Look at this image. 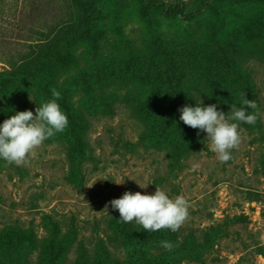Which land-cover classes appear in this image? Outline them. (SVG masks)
Masks as SVG:
<instances>
[{
    "label": "rangeland",
    "instance_id": "rangeland-1",
    "mask_svg": "<svg viewBox=\"0 0 264 264\" xmlns=\"http://www.w3.org/2000/svg\"><path fill=\"white\" fill-rule=\"evenodd\" d=\"M66 27L68 66L0 83V125L35 115L55 88L92 126L68 125L26 166L0 159V264H50L51 219L68 234L56 264H143L141 251L162 264H264V0H0V73L42 58ZM177 97L226 115L246 98L260 115L240 122L221 163L198 129L195 144L143 134L142 105ZM156 187L189 204L177 232L119 221L110 201ZM17 227L28 233L9 240Z\"/></svg>",
    "mask_w": 264,
    "mask_h": 264
},
{
    "label": "clouds",
    "instance_id": "clouds-1",
    "mask_svg": "<svg viewBox=\"0 0 264 264\" xmlns=\"http://www.w3.org/2000/svg\"><path fill=\"white\" fill-rule=\"evenodd\" d=\"M51 93L54 99L37 107L35 115L32 111L17 112L0 125V159L7 164L26 166L31 158L36 157L37 150L46 140L67 128L68 118L56 102L61 98V93L55 88L51 89ZM202 104L201 100L195 107L179 109L180 120L192 129L205 132L211 151L221 163H227L232 159V150L238 149L241 143L238 131L240 122L255 125L260 115L258 105L253 100L243 98V106L237 108L232 104L226 115L218 111L216 105L203 107ZM247 109L254 111L249 114ZM109 203L113 210L119 212L120 222H135L148 233L164 229L175 233L189 219L187 200L182 195L169 198L159 187L152 195L125 192L121 198ZM160 246L168 251L175 247L166 240L161 241Z\"/></svg>",
    "mask_w": 264,
    "mask_h": 264
},
{
    "label": "trees",
    "instance_id": "trees-1",
    "mask_svg": "<svg viewBox=\"0 0 264 264\" xmlns=\"http://www.w3.org/2000/svg\"><path fill=\"white\" fill-rule=\"evenodd\" d=\"M168 13H173L168 11ZM72 35H68V27L62 29L45 47V54L40 56L36 61H27L23 66L18 68L17 71H4L0 73V83L3 85L6 82H26L40 74L52 73L53 68L60 63L68 66V40H70ZM41 55V54H40ZM60 92V91H59ZM61 93V98L56 102L66 113L68 118V125L73 130L80 129L83 131H89L91 129V113L90 116L82 115L77 111L69 102L68 97ZM184 106H189L185 101H182L181 98L177 97L173 102L159 101V100H150L145 102L142 107L145 110V120L144 124L146 131L143 133L146 136L150 137L152 141H157V136H163V139L168 135H174L175 133L185 135L193 144L197 142L196 129H192L183 124L180 120V111ZM106 108L109 111H112L113 104L106 102ZM105 108V109H106ZM176 136V135H174ZM119 214V212H118ZM120 217V216H119ZM50 229V239L46 244V250L50 254V264L54 263V259L59 257L61 248L67 246L68 243V234L61 236L60 235V226L57 221L51 219ZM125 224V223H124ZM10 233H8V238L11 240L13 237H17L19 234H22L20 228H16L15 231L13 228H9ZM15 233H12V232ZM28 233L25 231L23 234ZM22 234V235H23ZM32 236V235H31ZM19 237V236H18ZM32 238V237H31ZM45 250V249H44ZM138 256H140L143 264H162L161 259L155 258L149 253L141 251Z\"/></svg>",
    "mask_w": 264,
    "mask_h": 264
}]
</instances>
